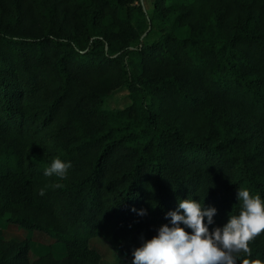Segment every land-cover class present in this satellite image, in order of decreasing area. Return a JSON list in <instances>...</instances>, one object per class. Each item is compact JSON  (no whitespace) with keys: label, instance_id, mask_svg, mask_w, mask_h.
Segmentation results:
<instances>
[{"label":"trees","instance_id":"trees-1","mask_svg":"<svg viewBox=\"0 0 264 264\" xmlns=\"http://www.w3.org/2000/svg\"><path fill=\"white\" fill-rule=\"evenodd\" d=\"M207 188L215 226L264 198V0H0V223L65 246L0 238V264H101L94 239L131 264ZM249 248L264 264V231Z\"/></svg>","mask_w":264,"mask_h":264},{"label":"clouds","instance_id":"clouds-1","mask_svg":"<svg viewBox=\"0 0 264 264\" xmlns=\"http://www.w3.org/2000/svg\"><path fill=\"white\" fill-rule=\"evenodd\" d=\"M70 167L71 162L54 158L43 175L62 180ZM209 188L202 200L199 195V200L178 198L177 207L165 212L168 223L159 226L151 239L142 238L141 245L132 250L131 264H237L242 253L250 257L249 241L264 231V198L252 195L247 188H238V214L229 215L225 224L215 226L216 207L204 205ZM132 211L139 216L147 214L145 209Z\"/></svg>","mask_w":264,"mask_h":264},{"label":"rangeland","instance_id":"rangeland-1","mask_svg":"<svg viewBox=\"0 0 264 264\" xmlns=\"http://www.w3.org/2000/svg\"><path fill=\"white\" fill-rule=\"evenodd\" d=\"M141 4L144 6L145 11L148 15L153 13L154 0H141ZM128 70H130L128 63H126ZM130 104L128 97V92L122 90L112 97H110L106 103L105 107L108 110L124 109ZM0 238L6 240H18L24 241L30 239L31 247L33 251V258L38 257V255H44L49 250H51L57 258H62L65 256V246L62 244H57L54 240L42 234H30V232L20 229L16 226L9 225L6 223H0ZM90 246L92 249L98 251L102 255L101 264H117V257L112 253L113 251L102 239H94L91 241Z\"/></svg>","mask_w":264,"mask_h":264},{"label":"crops","instance_id":"crops-1","mask_svg":"<svg viewBox=\"0 0 264 264\" xmlns=\"http://www.w3.org/2000/svg\"><path fill=\"white\" fill-rule=\"evenodd\" d=\"M50 239V238H49Z\"/></svg>","mask_w":264,"mask_h":264}]
</instances>
